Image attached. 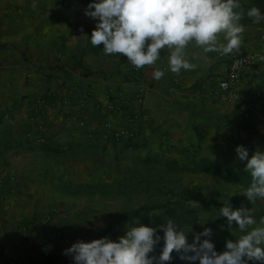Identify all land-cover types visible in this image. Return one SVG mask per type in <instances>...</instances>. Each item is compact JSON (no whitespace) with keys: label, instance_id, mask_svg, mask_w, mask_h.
<instances>
[{"label":"crops","instance_id":"obj_1","mask_svg":"<svg viewBox=\"0 0 264 264\" xmlns=\"http://www.w3.org/2000/svg\"><path fill=\"white\" fill-rule=\"evenodd\" d=\"M93 2L98 0H0V133L7 130L16 139H38L39 133H31L34 125L26 116L31 108L24 104L20 107L22 103H18V98L26 94L30 101L54 84L58 88V83L51 80L53 77L45 74L46 65L58 61L75 62L78 60V52L87 44L92 46L89 42L90 33L87 36L86 32L95 28L96 21L85 15V9ZM246 5L253 7L248 0L244 3ZM240 23L245 28L242 45L259 54V71L254 74L253 81L264 92V21L259 24ZM220 39L223 40L222 37ZM186 51V58L196 65L193 70H181L179 74L171 72L167 52L161 54V59L153 68H144L150 79L156 68L164 70L162 81L169 82V85L163 86L166 88L157 89L160 91L156 101L150 100L149 103V107L154 110L149 112L155 115L150 123L158 131L152 138L158 142L165 141L162 131H168L169 143H200L203 155L221 161L230 158V151H235L238 145L251 143L256 149L264 151V99L258 103L253 99L245 103L220 99L217 94V77L227 69V55L205 53L194 44L189 45ZM59 111H63L62 108ZM49 124V129L60 125L59 121H51ZM245 127H251L252 131L248 132ZM46 128L48 126L45 130ZM89 128L86 129L91 131V126ZM60 129L63 133L55 137L48 134V131L43 134L48 141L63 148L80 137H89L87 130H70L67 126ZM66 131L72 132L71 135L64 133ZM215 143H218L217 149H213ZM80 150L88 149L50 153L48 149L32 142L30 147L15 149L0 156V180L5 174L15 175L13 194L6 195L0 190V264H11L12 259L17 264H46V259L35 249V245H20L15 238L16 229L21 223L57 206L61 208L56 216L61 235L55 236L44 230H37L34 238L59 254L58 264H74L71 256L62 253L78 240L90 242L108 237L118 241L133 224L154 227L160 236L159 226L162 225L164 211L115 214L112 201L94 195L96 192L93 188L80 194L59 190L57 183L60 178L75 184L98 185L65 179L62 173L56 171V167L48 164L56 156L69 157L70 153ZM96 158L97 155L94 154V162ZM183 199L198 207V201ZM259 216H264V213ZM206 223L200 211V220L196 226L186 229H192L189 235L194 239L195 233L210 228ZM239 235L241 233L236 226L233 241ZM203 239L205 237H201ZM211 241L214 245H226V241L214 235ZM163 245L161 237L152 255L158 256ZM176 256L173 252L170 264H188V260L182 261L176 259Z\"/></svg>","mask_w":264,"mask_h":264},{"label":"rangeland","instance_id":"obj_2","mask_svg":"<svg viewBox=\"0 0 264 264\" xmlns=\"http://www.w3.org/2000/svg\"><path fill=\"white\" fill-rule=\"evenodd\" d=\"M91 32L88 30L86 35L90 33L91 37ZM77 57L75 62L47 64L45 74L53 77L54 80H51L59 87L54 84L30 101L24 94L18 98V103H22L20 107L24 104L31 108L26 112L34 125L31 133L38 132L37 137L41 141L46 138L43 134L46 131L55 137L63 133L60 127L85 132L91 126V131L86 133L97 134L102 141L108 142V149L80 150L70 153L69 157L56 156L52 162L48 161L49 165L56 167L65 179L98 183L100 186L93 188L94 195L111 200L115 214L123 215L142 205L183 197L187 201H198L202 219L207 221L206 225L213 230L214 237L224 241L234 240V227L237 226L234 223L229 230L227 218L219 215L220 208L227 201L233 210L241 206L252 208L254 217L259 221V214L264 213V200H257L252 205L242 195L247 189L245 186L227 184L214 175L171 171L162 164H146L137 157L116 159L114 144L118 139L131 137L158 143L152 138L158 131L150 123L155 115L149 112L152 110L149 103L150 100L156 101L158 91L162 90L160 88H166L163 86L169 85V82L148 78L145 67L137 70L124 56L105 55L103 45L97 48L87 44ZM60 70L64 71L58 74ZM60 108L63 111H59ZM51 121H59L60 125L49 129ZM64 133L71 135L72 132ZM162 134L164 140L172 144L169 143L168 131H162ZM33 143L39 146L38 142ZM215 144L213 149L218 147V143ZM243 146L248 149L250 157L257 150L251 143ZM230 153L231 157L223 161L227 166L232 169L246 167V161H240L236 151L232 149ZM94 154L97 155L95 162ZM174 255L179 259L177 253L174 252ZM187 263L193 264L190 261Z\"/></svg>","mask_w":264,"mask_h":264},{"label":"clouds","instance_id":"obj_3","mask_svg":"<svg viewBox=\"0 0 264 264\" xmlns=\"http://www.w3.org/2000/svg\"><path fill=\"white\" fill-rule=\"evenodd\" d=\"M85 15L96 21L90 42L97 48L103 45L105 55L124 56L139 70L153 68L167 52L168 68L176 74L196 67L186 58L189 45L205 53L230 55L239 50L245 31L240 23L245 15L240 0H98L88 5ZM246 15L253 23L264 21L256 6ZM164 75L159 68L152 72L157 81ZM235 151L240 161H246L245 171L251 176L250 186L242 195L254 205L264 200V151L257 149L251 157L243 145ZM219 212L227 218L229 230L235 223L241 233L235 241H226L222 253L211 241V228L195 233L189 243L187 236L192 229L185 231L168 219L159 226L164 245L158 256L152 253L161 237L156 228L143 224L128 227L118 241L108 237L78 240L62 254L71 256L74 264H170L173 252L181 260L199 264H264V216L257 221L252 208L233 210L228 201Z\"/></svg>","mask_w":264,"mask_h":264},{"label":"trees","instance_id":"obj_4","mask_svg":"<svg viewBox=\"0 0 264 264\" xmlns=\"http://www.w3.org/2000/svg\"><path fill=\"white\" fill-rule=\"evenodd\" d=\"M247 0H240V3L245 11H247L251 5L244 6ZM253 6L260 8L262 14H264V0H248ZM243 22H253L251 18L247 17L246 12L242 18ZM1 124V121H0ZM248 132L251 127H245ZM38 142L41 148H46L51 152H67L75 149H89L94 151H105L108 149V142L102 141L97 134H91L89 137H80L77 141H73L67 148L57 146L47 138L44 141L40 139L32 140L30 138L16 139L9 135L8 131L0 133V156L12 151L19 150L25 147H30L32 142ZM108 141V139H107ZM114 155L116 159H122L123 157H137L146 164H162L167 169L176 172H189V173H203L206 175L218 176L227 184L240 185L249 187L251 183V176L245 171V167L239 169H232L227 166L221 160L211 158L210 156L203 155L201 152L202 146L200 143L194 144H168L165 142H158L152 144L149 141H138L129 137L127 139H118L114 144ZM57 187L61 192L80 194L90 188L99 187L98 185H84L75 184L59 179ZM145 210H160L164 211V217L162 218V225L167 223L168 219H172L179 228L187 231L186 228H194L200 220V210L197 206L186 202L182 197L168 198L163 202L152 203L150 205H144L137 210H132L128 214H137ZM160 236L163 239V231L160 228ZM188 242L191 243L193 238L188 233ZM215 250L218 253H222L225 250V244L219 243L215 245ZM193 264H199L198 261L191 262ZM248 264H260V262L249 261Z\"/></svg>","mask_w":264,"mask_h":264},{"label":"built area","instance_id":"obj_5","mask_svg":"<svg viewBox=\"0 0 264 264\" xmlns=\"http://www.w3.org/2000/svg\"><path fill=\"white\" fill-rule=\"evenodd\" d=\"M264 38V34L262 36ZM227 69L223 75L217 77V94L222 100L245 103L253 99L255 102L264 99V92L260 85L253 81L254 74L259 71V54L256 51L245 48L242 44L238 51L227 55ZM15 175L5 174L0 180V190L4 194H13ZM1 208V207H0ZM61 212L60 207H54L51 211L37 215L30 221L17 226L15 238L21 244L35 245L46 264H58L60 257L55 250L48 249L44 243L34 238L35 231L44 230L55 236H60V227L56 222V216ZM1 214V210H0ZM105 236H107L105 234ZM11 264H17L12 259Z\"/></svg>","mask_w":264,"mask_h":264}]
</instances>
